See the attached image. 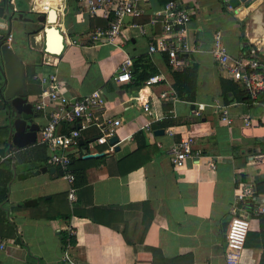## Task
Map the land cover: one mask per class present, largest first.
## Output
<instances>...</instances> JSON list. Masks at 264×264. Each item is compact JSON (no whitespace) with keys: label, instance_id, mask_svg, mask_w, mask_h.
I'll return each mask as SVG.
<instances>
[{"label":"crops","instance_id":"crops-1","mask_svg":"<svg viewBox=\"0 0 264 264\" xmlns=\"http://www.w3.org/2000/svg\"><path fill=\"white\" fill-rule=\"evenodd\" d=\"M50 1L52 25L60 34L84 36L106 23L86 13L77 0ZM165 1L144 0V12L123 18L113 44L80 47L61 41L60 50L52 55L43 52L45 23L38 17L45 12L31 11L29 0H12L13 14L21 18L11 20L26 21V14H33L32 27L40 30L22 29L35 53L20 59L31 113L19 117L35 125L33 141L12 145L13 130L8 136L6 111L0 103V250L9 256V264H69L60 260L65 242L71 264H224L221 224L228 219L235 186L254 183L253 201L264 202V151L258 146L264 144V101L225 102L219 81L229 80L218 72L210 55L212 35L218 31L230 58L245 51L240 38L246 45L258 41L256 56L264 64V0H228L229 9L221 0H178L183 7L195 9L184 27L189 51L181 54L184 66L180 70L166 64L164 53L146 51L150 40L162 35L159 25L149 22L150 11ZM126 56L131 60L130 80L111 81ZM50 73L69 98L99 89L105 101L99 118L120 121L111 150L108 142L92 143L97 134L94 126L80 130L81 148L70 151L74 166L83 168L84 182L74 187L73 200L66 197L69 183L56 173L58 169L46 164L53 149L37 138L46 117L33 109L41 90L33 76ZM150 74L161 79L145 87ZM2 80L0 76V86ZM223 88L229 99L231 88ZM170 91L173 101L159 97ZM136 95L145 98L149 113L134 103ZM196 104L205 105L198 116L190 112ZM220 106L228 123L220 119ZM167 128L174 133L168 135ZM62 129L57 127L58 132ZM158 130L162 133H154ZM178 132L193 136L198 156L186 158L180 169L173 170L166 149L178 139ZM87 152L97 155H78ZM257 154L263 158L254 159ZM128 204L135 205L127 210L107 208ZM106 222L125 224L126 237L132 242H125ZM68 228L71 236H67ZM243 246L246 259L264 264V214L249 216Z\"/></svg>","mask_w":264,"mask_h":264},{"label":"built area","instance_id":"built-area-1","mask_svg":"<svg viewBox=\"0 0 264 264\" xmlns=\"http://www.w3.org/2000/svg\"><path fill=\"white\" fill-rule=\"evenodd\" d=\"M30 9L35 13L46 12L37 10L34 0H29ZM82 4L84 11L90 16H100L106 20L104 26H94L84 36L68 35L61 31V40L65 45H77L80 47L90 45L113 44L117 37L123 18L137 17L144 12L142 2L144 0H77ZM226 8H230L228 0H221ZM0 2L11 7L15 11L12 0H0ZM47 8V6H46ZM195 13L192 7H183L178 0H166L158 8L150 11V23H157L161 29L162 35L156 36L150 40L146 46L148 53H164L166 64L172 70H180L184 66V60L181 54L189 51V45L184 38V27L190 16ZM2 42L6 45L11 40L9 27L3 22ZM172 35V36H170ZM257 43L254 40L241 54L230 58L227 49L221 41V35L218 31L213 32L210 46V55L215 61L218 72L227 80L235 82L241 88L247 91L250 97L264 88V64L261 63L257 54ZM131 60L124 57L118 66V72L111 77L113 82H128L130 80L129 67ZM41 86L33 109L44 112L45 121L37 131L39 143L45 144L53 151L48 155L46 164L53 166L60 171V176L69 183L66 197L69 200L74 199V187L72 185L73 175L69 170L70 158L73 150L78 149V139L80 130L89 125L97 129V134L92 139L95 145L107 144V138L113 136L115 128L120 124L119 119H108L99 116L105 109V101L99 89H93L90 92L67 97L61 90L62 83L58 81L53 73L33 76ZM159 74L147 76L143 86L159 82ZM159 97L167 101H173L175 95L172 91L161 92ZM133 101L143 112L149 113V106L145 98L136 95ZM218 107L216 103L211 104ZM205 108L204 104H196L191 109V114L198 116ZM225 109L220 106V119L225 123L229 120L225 117ZM72 124L70 129L65 132H58L57 127L62 124ZM75 124L77 126L75 127ZM144 129L151 134L148 124ZM165 132L168 135L174 133L173 128H167ZM193 136L189 132H178V139L174 141L167 149L170 165L173 170H178L183 166L186 158L197 157L198 153L193 151ZM112 144L107 145L111 150ZM72 150V151H70ZM89 153V152H87ZM260 160L263 154L253 156ZM256 160V161H257ZM212 168V163L208 164ZM254 195V183L243 182L235 186L233 198L228 206V219L224 231V247L222 259L224 264H255L251 259H246L244 253V239L248 229V219L251 214H264V202L255 203L252 199ZM73 231L67 229V236H71ZM3 244L0 243V249ZM69 243L65 242L60 255V260L71 264L67 253Z\"/></svg>","mask_w":264,"mask_h":264},{"label":"water","instance_id":"water-1","mask_svg":"<svg viewBox=\"0 0 264 264\" xmlns=\"http://www.w3.org/2000/svg\"><path fill=\"white\" fill-rule=\"evenodd\" d=\"M14 11L9 10L7 4L0 6V76L2 77V85L0 86V103L6 111L8 136L11 129L10 141L13 146L20 147L25 143L31 142L34 139L35 125L30 122V119L22 120L19 117L20 113L29 114L30 104L26 102V89L24 80V70L21 60L13 54L8 45L2 42V27L3 22L7 23L11 19L21 18V14H13ZM26 19V18H24ZM27 20V19H26ZM38 20H42L45 26L42 27V35L44 37L43 52L47 54H57L62 46L61 34L59 30L52 24L54 22V11L52 8H47L45 14H41ZM8 26V25H7ZM50 37L54 41V49L50 47ZM12 120L10 121V118ZM9 125L11 127L9 128ZM77 124H75V127ZM26 129V130H24ZM154 133H162V130L155 131ZM109 144H114L116 138L111 136L107 138ZM78 140V145L80 144ZM81 158H92L97 154L85 153L78 154ZM50 172H53V168H49ZM57 174H60L59 170H56ZM227 219L222 221V227L225 228Z\"/></svg>","mask_w":264,"mask_h":264},{"label":"trees","instance_id":"trees-1","mask_svg":"<svg viewBox=\"0 0 264 264\" xmlns=\"http://www.w3.org/2000/svg\"><path fill=\"white\" fill-rule=\"evenodd\" d=\"M240 42H241V44H243L244 48L248 47V45H246L243 42L242 38H240ZM231 84H232V86H231ZM219 85L221 87L222 97H223V100L225 102H228L232 99H235L239 102H245V103L263 102L264 101V88L259 90L255 94L254 97H250L249 94L247 93V91L244 90L243 88H241L235 82L220 79ZM223 85H226V86H228V88L229 87L231 88V89H228V91H230V93H231V96L229 99H226L227 98V89H225V91H224ZM60 125L62 126L63 129L59 132H65L66 130L70 129V127L68 126L69 124L62 123ZM258 146L261 149V151H264V144L263 143H258ZM80 148L81 147L78 145V149H80ZM69 170L73 175V182H72L73 187L77 186L78 184H82L84 182L83 168H77L76 166H74V161L72 160V158H70ZM134 205L135 204H128V205H122V206H117V207H107V208H118L121 210H123V209L127 210V209L132 208ZM106 223L108 224V222H106ZM108 225H110V224H108ZM110 226L113 227L118 233H120V235L123 237L125 242H127V243L132 242L131 240H129L126 237L125 224H122L121 226H117V225H110Z\"/></svg>","mask_w":264,"mask_h":264},{"label":"rangeland","instance_id":"rangeland-1","mask_svg":"<svg viewBox=\"0 0 264 264\" xmlns=\"http://www.w3.org/2000/svg\"><path fill=\"white\" fill-rule=\"evenodd\" d=\"M24 18V17H23ZM26 21H12L11 23V33L13 35V40L11 44L8 43L9 48L13 52L15 56H17L19 59H22L24 55H28L30 53H35V50H30L28 45H31L30 42L26 41L25 35L22 32V29L27 27L29 30V27L34 29L33 32H37L40 30L39 26L32 27L35 23V15L33 14H26L25 17ZM9 23V22H8ZM30 33V32H29ZM229 217V215L227 216ZM6 252L3 250H0V264H9V256L5 254Z\"/></svg>","mask_w":264,"mask_h":264},{"label":"bare ground","instance_id":"bare-ground-1","mask_svg":"<svg viewBox=\"0 0 264 264\" xmlns=\"http://www.w3.org/2000/svg\"><path fill=\"white\" fill-rule=\"evenodd\" d=\"M48 3L51 4L52 2L50 0H34L35 8L37 10H40V11L44 10V9L47 10L46 6H47ZM49 49L56 50V49H54V41H53L52 37H50V47H49ZM45 62H48V61H45Z\"/></svg>","mask_w":264,"mask_h":264}]
</instances>
